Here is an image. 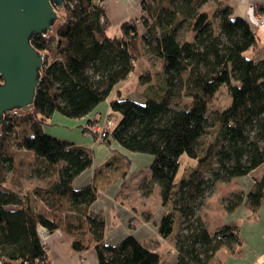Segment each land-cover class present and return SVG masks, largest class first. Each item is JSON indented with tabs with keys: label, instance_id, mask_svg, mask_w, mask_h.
I'll return each instance as SVG.
<instances>
[{
	"label": "trees",
	"instance_id": "16d2710c",
	"mask_svg": "<svg viewBox=\"0 0 264 264\" xmlns=\"http://www.w3.org/2000/svg\"><path fill=\"white\" fill-rule=\"evenodd\" d=\"M210 1L216 4L217 25L203 8ZM103 2L65 1L55 30L32 40L44 53L34 106L7 111L0 123V264H53L40 228L70 235L75 251L94 249L99 264H172L163 261L156 245L133 234L116 244L106 242V219L90 210L97 186H73L92 167L91 149L44 130L56 112L75 119L90 115L144 58L150 62L139 75L144 101L117 92L110 100L115 121L107 135L100 137L96 129L106 115L89 118L83 129L106 144L115 141L152 156V177L144 178L141 187L150 194L158 185L162 203H172L159 233L174 238L173 264H212L222 247L242 244L238 226L212 233L199 214L217 183L253 174V187L224 198V209L232 212L246 203L256 210L264 203V56L246 54L258 50V31L248 19L234 16L223 0H143L141 15L121 24L122 36L110 37ZM253 11L261 14L264 8ZM185 22L186 32L179 37ZM153 58L161 63L156 83ZM223 85L231 102L210 115L209 103ZM184 96L190 99L181 106ZM13 145L38 158L44 186L35 191L41 205L34 194L7 183L4 164L13 159ZM183 154L193 161L192 171L178 178Z\"/></svg>",
	"mask_w": 264,
	"mask_h": 264
},
{
	"label": "crops",
	"instance_id": "0c3cea01",
	"mask_svg": "<svg viewBox=\"0 0 264 264\" xmlns=\"http://www.w3.org/2000/svg\"><path fill=\"white\" fill-rule=\"evenodd\" d=\"M223 1L232 7L234 16L246 19L250 17L254 30L262 27L258 26L259 20L264 19V11L261 14L253 13V7L259 5L264 8V0ZM142 2L143 0H104L103 7L111 23L107 31L108 36H122L121 24L141 15ZM145 62L146 66L150 67V62L147 60ZM121 83L116 85L110 97L98 105L90 115L71 120L77 126V132L84 131L83 127L89 118L104 117L111 112L110 100L117 92L123 93L120 89ZM144 88L145 86H141L142 93ZM136 99L143 102V94ZM52 119L61 123L68 121L62 114L57 115L56 113L53 114L51 121ZM45 127L44 130L50 134L59 138H68L55 129ZM97 140V142H92L87 137L81 139L80 142L93 152V164L74 180L73 186L76 189L89 183L97 186L98 197L90 210L106 219V242L116 244L128 234H133L140 241L156 245L165 263H175L177 250L174 238H164L159 233V223L163 215L171 210L172 203L169 202L166 205L162 203L158 185L150 194H145L141 187L144 178L151 179L152 177L150 169L147 170L152 162V156L130 152L115 141L106 144ZM254 182L253 174L235 178L230 182H219L214 192L206 197L205 203L200 208L199 214L206 221L210 232L213 233L225 225H235L238 226L242 239V244L232 249L222 247L212 264H264V203L256 210H252L244 203L232 212L226 211L223 205V200L228 195L238 191L247 193L253 187ZM229 185H234L230 194L224 196L220 193L219 196H215L222 187ZM213 203L215 205H212ZM179 219L180 217L177 218ZM40 233L49 248L53 264H99L98 255L94 249L84 252L73 250L70 235L60 230L47 232L44 228H40Z\"/></svg>",
	"mask_w": 264,
	"mask_h": 264
},
{
	"label": "water",
	"instance_id": "95a60500",
	"mask_svg": "<svg viewBox=\"0 0 264 264\" xmlns=\"http://www.w3.org/2000/svg\"><path fill=\"white\" fill-rule=\"evenodd\" d=\"M65 1L0 0V123L7 111L33 108L44 53L31 40L54 30Z\"/></svg>",
	"mask_w": 264,
	"mask_h": 264
},
{
	"label": "rangeland",
	"instance_id": "374dc122",
	"mask_svg": "<svg viewBox=\"0 0 264 264\" xmlns=\"http://www.w3.org/2000/svg\"><path fill=\"white\" fill-rule=\"evenodd\" d=\"M215 6H216L215 2L210 1L208 4L204 5L203 8L209 10L212 21L214 22L215 25H217L218 21L213 16V13L215 11ZM248 20L251 21V18L249 17ZM187 26H188V23L185 22L179 27V30H178L179 37L182 36L186 32ZM257 31H258V38H259V48L257 51H253L251 49L248 50L246 54L249 56H252V55H255L258 57L264 56V27L258 28ZM192 36H193V33L189 32L187 34V37L189 39H191ZM145 60L147 59L144 58L140 60L137 63L136 70L131 74L129 79L121 83L122 87L120 89L123 91V96L136 99V97H139L142 94L141 84L139 82V75L145 72V69L149 67V65L146 66ZM152 60L155 64L152 66L153 71L151 73L153 74L152 76L154 77V83H156L157 81H160V78L162 75L160 71L161 63L156 58H153ZM189 99L190 98L185 97V96L182 98H179V101H178L179 105L182 106L184 103L188 102ZM230 102H231V96H230L229 88L226 85H223L219 89V91L214 95L213 99L209 103V109H208L209 114L212 115L217 110L224 109L230 104ZM56 114L59 115V113L57 112ZM64 118L68 120L67 122H63L64 124L57 121L56 119H52V121L50 119L45 126L50 129H55L58 133H61L62 135H65L66 137H68V138L61 137L60 139L73 142L79 147L85 148L86 150H88V146H85L84 143L80 142L81 139L83 138L85 139L87 137V138H90L92 142L98 141L97 138L94 136V134L91 132H87L86 134L82 130L80 131V133L77 132L76 131L77 126H75V123L73 124V122H71V120L73 121L76 120L75 118H68L65 116ZM112 119H114L115 121V118H112ZM50 135H53V134H50ZM73 139H76V140H73ZM76 141H79V142H76ZM10 150H12L11 156L13 157V159L12 160L7 159L4 164L7 168L5 174H6V180H7L8 185L12 186L13 188L22 192L23 194H28V193L34 194L33 200L36 202L38 201V204L40 203L41 205V202L39 200L40 195L35 191L36 188H39L40 186H44L43 181L39 178V175H38V169H37L38 162H39L38 158L35 157V154L33 152L25 150V149H21L17 145L16 146L13 145L10 148ZM89 151L93 153L92 150H89ZM180 162H181V167L178 171V178H182L185 176L187 177L192 171V169L189 168L188 165H191L193 161L189 159L187 154H183V156L180 158ZM147 170H149V168ZM55 176H56L55 174L51 176L52 178L51 181L54 180ZM232 189H234V185L222 187V189H220V192L218 191V193L215 196H219L220 193H222L224 196L228 195L232 192ZM212 205H215V203H213Z\"/></svg>",
	"mask_w": 264,
	"mask_h": 264
},
{
	"label": "built area",
	"instance_id": "2783aa9c",
	"mask_svg": "<svg viewBox=\"0 0 264 264\" xmlns=\"http://www.w3.org/2000/svg\"><path fill=\"white\" fill-rule=\"evenodd\" d=\"M259 24L264 27V19H260ZM112 118V116L106 115L103 122L97 125L96 129L98 130L100 137H105L107 132L112 128L114 123V119Z\"/></svg>",
	"mask_w": 264,
	"mask_h": 264
},
{
	"label": "flooded vegetation",
	"instance_id": "af4514ba",
	"mask_svg": "<svg viewBox=\"0 0 264 264\" xmlns=\"http://www.w3.org/2000/svg\"><path fill=\"white\" fill-rule=\"evenodd\" d=\"M64 3H65V2H64ZM59 14L61 15V11H60V9H59ZM56 25H57V24H56ZM54 27H56V26H54ZM54 30H55V28H54ZM48 33H51V32H48ZM48 33H47V34H48ZM47 34H43V33H42V34H36V35H34V36L32 37V40H33V38H34L35 36H40V35H41V36H45V35H47ZM32 40H31V42H32ZM32 44H33V43H32ZM33 45H34V44H33ZM34 46H35V45H34ZM35 47H36V46H35ZM37 49H38V48H37ZM38 50H39V49H38ZM39 51H40V50H39Z\"/></svg>",
	"mask_w": 264,
	"mask_h": 264
}]
</instances>
